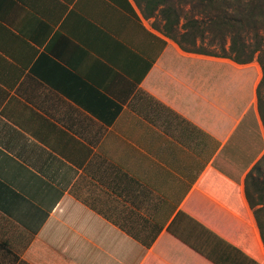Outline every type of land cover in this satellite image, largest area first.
<instances>
[{"label":"crops","instance_id":"0c3cea01","mask_svg":"<svg viewBox=\"0 0 264 264\" xmlns=\"http://www.w3.org/2000/svg\"><path fill=\"white\" fill-rule=\"evenodd\" d=\"M161 27L134 0H0V264H264L261 68Z\"/></svg>","mask_w":264,"mask_h":264},{"label":"trees","instance_id":"16d2710c","mask_svg":"<svg viewBox=\"0 0 264 264\" xmlns=\"http://www.w3.org/2000/svg\"><path fill=\"white\" fill-rule=\"evenodd\" d=\"M134 1L145 17H156L163 33L185 52L227 58L240 65L256 60L262 71L257 107L264 126V0ZM206 41L213 51L203 48ZM263 165L264 156L246 178L245 195L251 207L264 205ZM249 187L256 198L250 195ZM254 213L264 217V208ZM259 226L262 232V224ZM261 236L264 243L263 232Z\"/></svg>","mask_w":264,"mask_h":264},{"label":"rangeland","instance_id":"374dc122","mask_svg":"<svg viewBox=\"0 0 264 264\" xmlns=\"http://www.w3.org/2000/svg\"><path fill=\"white\" fill-rule=\"evenodd\" d=\"M198 45H199V42L197 43ZM203 48H205V50L206 51H213V47H211V46H208L207 45V41L204 43V45H203ZM214 52H217L218 53V51H214ZM255 62H257L256 60H254ZM262 169L264 170V165L262 166Z\"/></svg>","mask_w":264,"mask_h":264}]
</instances>
